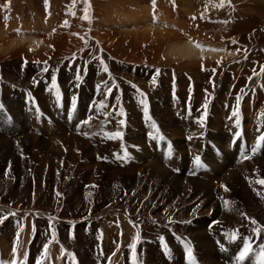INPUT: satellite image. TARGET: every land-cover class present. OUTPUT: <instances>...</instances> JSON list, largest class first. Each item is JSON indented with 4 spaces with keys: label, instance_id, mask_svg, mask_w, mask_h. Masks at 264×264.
I'll return each instance as SVG.
<instances>
[{
    "label": "bare ground",
    "instance_id": "1",
    "mask_svg": "<svg viewBox=\"0 0 264 264\" xmlns=\"http://www.w3.org/2000/svg\"><path fill=\"white\" fill-rule=\"evenodd\" d=\"M220 2L0 0L3 264H37L45 244L41 264H131L137 233L138 264H189L184 241L197 263L234 264L242 240L225 233L264 225V0Z\"/></svg>",
    "mask_w": 264,
    "mask_h": 264
},
{
    "label": "snow or ice",
    "instance_id": "2",
    "mask_svg": "<svg viewBox=\"0 0 264 264\" xmlns=\"http://www.w3.org/2000/svg\"><path fill=\"white\" fill-rule=\"evenodd\" d=\"M153 3H155V0H153ZM229 3H230V0H229ZM223 6H224V0H221L220 4L216 5V7H223ZM84 12H85V15H84L83 18L84 19H89V16L87 15L88 9L85 8ZM6 18L7 17H5V19ZM63 23H64L65 26H68V21L67 20H65ZM233 43H236L235 40H233ZM196 46L202 48V45H200V44H197ZM214 51H219V50L214 49ZM217 63H219V61ZM44 71H47V68H45ZM104 71H106V72L108 71L107 65H104ZM212 71L215 72V69H213ZM158 74H159V69L156 70V74L155 75H158ZM155 75L153 77V83H155ZM77 78L79 79V76ZM53 85H55V78H53ZM57 95H58V98H59V94H57ZM140 96H141V99L139 100V103L141 105H143V111H144L145 118H146L147 121L151 122L150 123V127L152 129H154V133H155V134L149 133V137L151 139H154V140H163L164 137L161 135L159 127L156 125L155 121L152 120V117L149 115L148 105L146 103V99L144 98V94L142 92L140 93ZM239 101H240V97H237V106L233 109V113H232V115L234 117H236V127L237 128H239L240 125H241L240 114H239ZM100 107L101 108L105 107L103 102H101ZM203 107L205 109V111L203 113V116L206 117V115H207V111H206V109H207V101L205 102ZM119 114L121 116L124 115V112H123L122 109H121ZM91 119H92L91 116L88 117V119L83 121L82 124H85V125L89 124ZM124 123H125L124 120H120L119 121L120 125H124ZM198 123H200V125L203 126V117L198 121ZM84 134L87 135V133H84ZM101 135L104 136L107 139H121V140L123 139V133L121 131H119V130H117L115 132H110V133H103L102 132ZM235 136H236V138H239L241 136V132L237 131L235 133ZM191 138L192 137H189V139H191ZM258 142H259V144H264V132H262L259 135ZM258 146L259 145L253 146V149H252V153L253 154H255ZM171 154H172V148H171V143L169 142L168 143V156L170 157ZM117 158L118 159H128L129 158V154L127 153V150L126 149L124 150V153H123L122 156L121 155H117ZM242 158L243 159H250V156L247 155L246 153H244V154H242ZM193 163H194L196 168H202V167L205 166L202 163L201 158H200L199 155L194 157ZM9 171H10V165H9V168L6 170L5 174H7V172H9ZM190 174H194V173H190ZM256 183L264 185V178L258 179L256 181ZM92 187H94V186H92ZM222 187H224V190L226 192L229 191L227 186H223L222 185ZM224 203H225V205H228V204H230V201L225 200ZM10 215L15 216V213L14 212L10 213ZM7 218H8L7 215L0 217V223H3L4 220H6ZM251 224L255 225V227L251 229L252 235H249L247 237H241L238 229L235 230V231L229 232V233H225V237L230 243L236 242L237 240H242V246L238 249L237 253L233 257L234 264H245L246 261H249L250 264H264V242H261L259 244V250L258 251L256 250V248L254 247V244H253V236H255L257 240H259L261 233L264 232V225H259L258 222L255 219H251ZM17 236H18V234H17ZM54 237H55V233L53 232V238ZM160 239H161V241H164L163 237H161ZM137 242H139V234L138 233H137L136 240H134V242L129 245V249H130V252H131V255H132L131 264H138V261L136 259V244H137ZM49 243H51V241ZM183 246H184L187 258L189 260V264H195V259L193 257V249H192L191 243L189 241H184V245ZM48 247H49L48 244L44 245L43 254L40 257V260H38L37 264H41V261L47 257V255H48ZM221 247L225 251L228 250L227 247H225L224 245H221ZM162 248H163L165 254H168L169 248H168V245H167L166 241L163 242ZM114 254L115 253H113V255ZM72 255H73V260H74V254H72ZM0 264H3V262L0 261Z\"/></svg>",
    "mask_w": 264,
    "mask_h": 264
},
{
    "label": "rangeland",
    "instance_id": "3",
    "mask_svg": "<svg viewBox=\"0 0 264 264\" xmlns=\"http://www.w3.org/2000/svg\"><path fill=\"white\" fill-rule=\"evenodd\" d=\"M92 58H88V60H87V64H89V62L91 63L92 61H90ZM93 60V59H92ZM206 147V149H207V146L206 145H204V148ZM206 151V150H205ZM207 160V162H209L210 160L208 159V158H206ZM235 196H234V198L236 199V200H238L239 198H238V194H234ZM226 233H229V232H226Z\"/></svg>",
    "mask_w": 264,
    "mask_h": 264
}]
</instances>
